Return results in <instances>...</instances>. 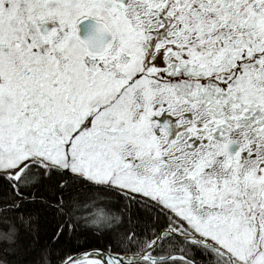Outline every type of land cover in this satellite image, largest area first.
Wrapping results in <instances>:
<instances>
[{"label":"snow or ice","instance_id":"6c2138e0","mask_svg":"<svg viewBox=\"0 0 264 264\" xmlns=\"http://www.w3.org/2000/svg\"><path fill=\"white\" fill-rule=\"evenodd\" d=\"M0 264H264V0H0Z\"/></svg>","mask_w":264,"mask_h":264},{"label":"water","instance_id":"95a60500","mask_svg":"<svg viewBox=\"0 0 264 264\" xmlns=\"http://www.w3.org/2000/svg\"><path fill=\"white\" fill-rule=\"evenodd\" d=\"M86 30V29H85Z\"/></svg>","mask_w":264,"mask_h":264}]
</instances>
